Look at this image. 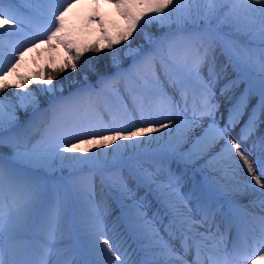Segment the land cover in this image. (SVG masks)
I'll return each instance as SVG.
<instances>
[{"label": "snow or ice", "instance_id": "6c2138e0", "mask_svg": "<svg viewBox=\"0 0 264 264\" xmlns=\"http://www.w3.org/2000/svg\"><path fill=\"white\" fill-rule=\"evenodd\" d=\"M109 3L82 44L81 0H0V264L264 262V0Z\"/></svg>", "mask_w": 264, "mask_h": 264}, {"label": "rangeland", "instance_id": "374dc122", "mask_svg": "<svg viewBox=\"0 0 264 264\" xmlns=\"http://www.w3.org/2000/svg\"><path fill=\"white\" fill-rule=\"evenodd\" d=\"M84 6L78 7L74 9L72 12L67 14L66 23L69 31L73 35L75 39H77L82 44H92L97 41L101 42L104 40V31L105 29L111 31L115 34L119 29L124 26V20L120 16V14L116 11V7L114 3H109V0H98V7L93 8L89 5L92 0H81ZM101 6V8H99ZM93 16H98L103 18V26L101 20L99 19H91ZM152 33L158 34V29L156 25H152L149 29ZM136 36V40H140V44L146 45V42L140 37L139 34H134ZM39 45H43V50L41 54H38L37 48H32L31 51L26 52L24 54V62L21 66L20 71L25 74H31L39 69L43 68L46 71L47 66H53L54 63H60L64 58H66L70 53H68L63 45H57L52 48L47 43H40ZM117 47L123 48L124 45H118ZM52 54V55H51ZM42 55V56H41ZM91 55V56H90ZM109 53L107 49L102 50L99 54L94 53V55L89 52L86 53L84 57H82L80 64L83 66L86 61H90L89 57H101V64L107 62V57ZM8 57L5 56L4 63L5 67L7 66ZM77 77V73H71L66 71L61 73L55 83H59L61 81L68 83L71 78ZM9 80L15 81V74L9 76ZM37 85H32V88H37ZM14 88L8 89V92H14ZM7 94V93H5ZM84 147V146H81Z\"/></svg>", "mask_w": 264, "mask_h": 264}, {"label": "bare ground", "instance_id": "6f19581e", "mask_svg": "<svg viewBox=\"0 0 264 264\" xmlns=\"http://www.w3.org/2000/svg\"><path fill=\"white\" fill-rule=\"evenodd\" d=\"M99 8H101V6H99ZM37 50H38V54H41L42 53V50H43V45H38L37 47ZM52 55V54H51ZM42 56V55H41ZM155 135V134H154ZM81 146H84V147H87V145H81ZM258 264H263L264 262H261V261H258L257 262Z\"/></svg>", "mask_w": 264, "mask_h": 264}, {"label": "trees", "instance_id": "16d2710c", "mask_svg": "<svg viewBox=\"0 0 264 264\" xmlns=\"http://www.w3.org/2000/svg\"><path fill=\"white\" fill-rule=\"evenodd\" d=\"M134 41L136 42V43H139L140 42V40H136V36L134 35ZM104 42V40L103 41H101V43H103ZM93 55H94V53H92ZM91 56V55H90ZM91 57H89V59H90ZM102 61V60H101ZM101 61H100V63H101ZM46 71H48V68H46Z\"/></svg>", "mask_w": 264, "mask_h": 264}]
</instances>
